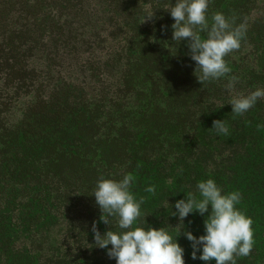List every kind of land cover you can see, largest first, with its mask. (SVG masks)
Returning <instances> with one entry per match:
<instances>
[{"label": "trees", "instance_id": "1", "mask_svg": "<svg viewBox=\"0 0 264 264\" xmlns=\"http://www.w3.org/2000/svg\"><path fill=\"white\" fill-rule=\"evenodd\" d=\"M172 3L0 0V264H116L92 225L126 230L100 220L93 192L101 176L126 173L144 198L132 227L166 229L185 264H216L193 260L184 234H205L211 206L182 222L175 203L207 179L239 191L255 244L237 264H264V99L243 116L229 104L264 89V0H209V24L220 12L247 31L224 57L231 72L204 84L187 39H172Z\"/></svg>", "mask_w": 264, "mask_h": 264}, {"label": "clouds", "instance_id": "2", "mask_svg": "<svg viewBox=\"0 0 264 264\" xmlns=\"http://www.w3.org/2000/svg\"><path fill=\"white\" fill-rule=\"evenodd\" d=\"M208 5L209 0H175L166 8L175 21L171 25L172 39H187L188 55L196 62L194 73H200L196 78L201 84L218 80L231 72L224 57L240 49L247 31L246 24L233 26L234 19L230 21L220 12L213 13L209 24L206 15ZM152 17H146L142 23ZM200 33H205L206 38H202ZM237 81L236 76H231L225 85L230 93ZM260 99H264V89L257 88L248 94L232 95L229 104L234 116H243ZM210 130L223 135L229 132L223 120H214ZM134 179L132 173H126L120 180L103 176L97 180L93 195L102 213L100 220L109 225L108 218L117 217L118 227L126 231L110 229L101 235L94 221L95 243L100 248H107V255L114 258L116 264H185L184 249L166 229L132 227L141 215L140 208L144 202L143 197L137 201L131 191ZM196 189V193L190 191L185 199L175 203L176 212L173 214L183 222L194 211L203 216L211 206V212L204 221L205 234L197 238L191 232L184 233L192 242V259L237 264V257L249 256L255 244L252 219L236 208L242 199L241 193L222 194V189L213 179L199 181ZM145 191L155 195V186H149ZM108 245L112 247L108 248ZM201 248L202 252L197 257Z\"/></svg>", "mask_w": 264, "mask_h": 264}, {"label": "rangeland", "instance_id": "3", "mask_svg": "<svg viewBox=\"0 0 264 264\" xmlns=\"http://www.w3.org/2000/svg\"><path fill=\"white\" fill-rule=\"evenodd\" d=\"M138 194V193H137Z\"/></svg>", "mask_w": 264, "mask_h": 264}]
</instances>
